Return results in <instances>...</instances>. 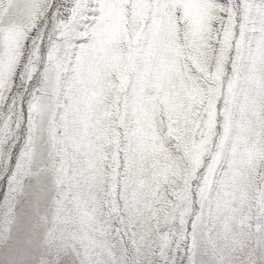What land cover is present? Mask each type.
I'll use <instances>...</instances> for the list:
<instances>
[{"label":"snow or ice","instance_id":"obj_1","mask_svg":"<svg viewBox=\"0 0 264 264\" xmlns=\"http://www.w3.org/2000/svg\"><path fill=\"white\" fill-rule=\"evenodd\" d=\"M0 264H264V0H0Z\"/></svg>","mask_w":264,"mask_h":264}]
</instances>
